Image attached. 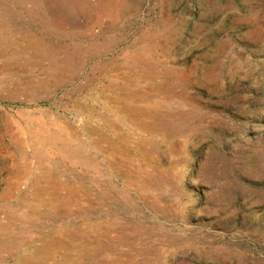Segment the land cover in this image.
Instances as JSON below:
<instances>
[{
  "label": "rangeland",
  "instance_id": "obj_1",
  "mask_svg": "<svg viewBox=\"0 0 264 264\" xmlns=\"http://www.w3.org/2000/svg\"><path fill=\"white\" fill-rule=\"evenodd\" d=\"M0 224V264H264V0H0Z\"/></svg>",
  "mask_w": 264,
  "mask_h": 264
},
{
  "label": "crops",
  "instance_id": "obj_2",
  "mask_svg": "<svg viewBox=\"0 0 264 264\" xmlns=\"http://www.w3.org/2000/svg\"><path fill=\"white\" fill-rule=\"evenodd\" d=\"M0 230H3L7 233H9L10 235L8 236V238L4 239L0 236V245H5V246H9L10 248L6 249L8 253H11L14 251V245H13V230L11 228H7L5 226H3L2 224H0ZM22 264H25L26 260L22 259L21 260Z\"/></svg>",
  "mask_w": 264,
  "mask_h": 264
},
{
  "label": "bare ground",
  "instance_id": "obj_3",
  "mask_svg": "<svg viewBox=\"0 0 264 264\" xmlns=\"http://www.w3.org/2000/svg\"><path fill=\"white\" fill-rule=\"evenodd\" d=\"M69 246V245H68Z\"/></svg>",
  "mask_w": 264,
  "mask_h": 264
}]
</instances>
